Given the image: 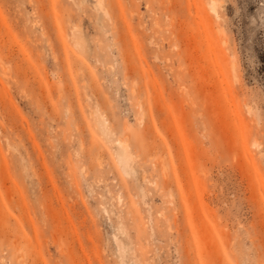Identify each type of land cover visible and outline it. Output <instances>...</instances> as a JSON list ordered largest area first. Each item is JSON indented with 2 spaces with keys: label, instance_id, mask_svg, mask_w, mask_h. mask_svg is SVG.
I'll return each mask as SVG.
<instances>
[{
  "label": "rangeland",
  "instance_id": "obj_1",
  "mask_svg": "<svg viewBox=\"0 0 264 264\" xmlns=\"http://www.w3.org/2000/svg\"><path fill=\"white\" fill-rule=\"evenodd\" d=\"M209 1L0 0V264H264V0Z\"/></svg>",
  "mask_w": 264,
  "mask_h": 264
},
{
  "label": "bare ground",
  "instance_id": "obj_2",
  "mask_svg": "<svg viewBox=\"0 0 264 264\" xmlns=\"http://www.w3.org/2000/svg\"><path fill=\"white\" fill-rule=\"evenodd\" d=\"M209 9L210 12H212L213 15H215L216 17H218V11H217V3L215 0H211L209 1ZM73 38L76 39V37L74 36ZM119 146L121 147V149L126 153L127 152V146L122 142V141H118Z\"/></svg>",
  "mask_w": 264,
  "mask_h": 264
}]
</instances>
